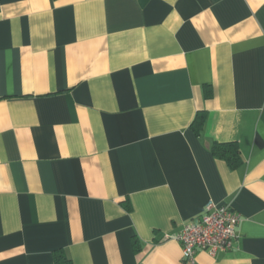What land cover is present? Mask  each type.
<instances>
[{
	"label": "crops",
	"instance_id": "obj_1",
	"mask_svg": "<svg viewBox=\"0 0 264 264\" xmlns=\"http://www.w3.org/2000/svg\"><path fill=\"white\" fill-rule=\"evenodd\" d=\"M209 201L237 235L186 262ZM57 254L264 264V0H0V264Z\"/></svg>",
	"mask_w": 264,
	"mask_h": 264
},
{
	"label": "built area",
	"instance_id": "obj_2",
	"mask_svg": "<svg viewBox=\"0 0 264 264\" xmlns=\"http://www.w3.org/2000/svg\"><path fill=\"white\" fill-rule=\"evenodd\" d=\"M239 221V215L228 206L207 202L199 220L184 225L175 237L182 259L192 262L199 251H205L210 256L227 252L237 235Z\"/></svg>",
	"mask_w": 264,
	"mask_h": 264
},
{
	"label": "trees",
	"instance_id": "obj_3",
	"mask_svg": "<svg viewBox=\"0 0 264 264\" xmlns=\"http://www.w3.org/2000/svg\"><path fill=\"white\" fill-rule=\"evenodd\" d=\"M205 117L203 112L198 113L195 116L192 126L200 131L205 123ZM211 152L215 157L225 160L231 168H236L242 162L238 147L233 143H214L211 147ZM54 260L56 264H70V260L62 254H57Z\"/></svg>",
	"mask_w": 264,
	"mask_h": 264
}]
</instances>
